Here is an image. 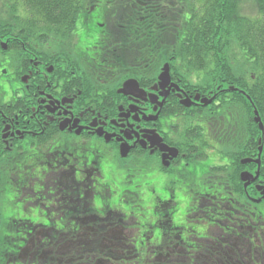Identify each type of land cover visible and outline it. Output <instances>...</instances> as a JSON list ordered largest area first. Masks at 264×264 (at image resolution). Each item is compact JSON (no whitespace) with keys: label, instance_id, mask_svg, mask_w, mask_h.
<instances>
[{"label":"flooded vegetation","instance_id":"1","mask_svg":"<svg viewBox=\"0 0 264 264\" xmlns=\"http://www.w3.org/2000/svg\"><path fill=\"white\" fill-rule=\"evenodd\" d=\"M95 8L89 6L86 11L89 14ZM113 36L112 41L108 42L103 38L102 50L98 54L110 66L122 65L124 61L119 56L124 51L119 42L124 36ZM77 42L73 38L72 46L62 48L65 53L59 56L57 63L48 62L47 59L55 58L59 52L36 54L30 50L26 72L18 68L19 64L15 66L13 79L22 81L16 89L18 93L15 100L13 103L0 104V150L6 151V157L12 156L5 158L0 154V165L2 162L14 165L24 147L36 148L40 162L45 165L40 170L42 179L38 185L33 184L31 190L43 196L39 197L37 204L56 209L58 218L56 224H51L46 217L38 214V209L37 219L28 217L25 216L28 207L17 203V198L6 201L2 175L7 176V182H10L11 177L16 179V171H1L0 208L5 210L6 206L14 204L16 210L9 223L4 224V228L10 230L3 246L0 244V261H4V264H42L39 260L42 257L48 260V264H70L72 257L79 262L84 250L93 255L100 251L108 254L124 251L126 245L134 247L137 252L134 264H140L146 258L141 253L143 246L148 247L152 238L155 246L168 250L175 240L188 238L187 220L198 208L197 203L193 207L190 205L189 214L185 212L183 217L178 215L180 202L171 177L183 171L182 166L188 165L190 150H183L182 145L176 143L177 130L174 127L177 122L180 124L181 112H166L172 103L189 101L196 93L187 91L188 86L182 83L168 61L164 66L169 63V79H160L164 66L154 64L159 61V56L147 49L140 50V58L131 59L132 66L126 73L132 76L126 75L121 87L119 85L124 78H117L107 84L96 74L91 76L86 73V78H83L79 70L81 60L87 62L90 58L85 55L87 49L76 48ZM52 43L55 42L45 43L43 47ZM145 56L152 58L145 59ZM96 59L97 56H94L93 60ZM159 68H162L160 72ZM24 76L26 82H23ZM135 78L141 90L137 88L135 93L128 91L113 96L116 86L121 91L127 81ZM88 86L91 88L87 91ZM116 99V110L108 106L103 108L105 102L111 106L109 100L116 103ZM195 100L200 103V96L197 95ZM13 105L18 110L13 111L12 115L5 109ZM56 126L60 131L46 138L47 132L52 133L51 129ZM70 134L77 135L80 142H70ZM95 137L106 142V149L113 158L119 151L120 155L126 154L124 158L138 160L146 155L150 156L152 162L159 164L156 179L163 180L166 185L165 195L156 193L154 188V192L150 191L154 206L151 211H145V219L140 220L133 210L125 209L120 203L123 197L120 194L123 192L120 191L121 183L115 174L117 168L122 166L118 163L106 166L104 148L102 152L98 148L89 150L87 142ZM150 174L151 170L148 174H142L136 185V191L143 199V188L150 182ZM46 179L52 181L46 183ZM19 186L20 193L28 190L24 184L20 183ZM45 190L48 192L46 195ZM209 195L204 193L197 199L204 201ZM173 229L181 233L177 235L171 232ZM209 232L206 230V234L209 235ZM40 253L42 257H39ZM226 254L227 251L224 252L223 262L229 264ZM196 256L187 255L189 258ZM247 256L251 258V252ZM176 258L170 260L177 263L183 257L179 255Z\"/></svg>","mask_w":264,"mask_h":264},{"label":"trees","instance_id":"2","mask_svg":"<svg viewBox=\"0 0 264 264\" xmlns=\"http://www.w3.org/2000/svg\"><path fill=\"white\" fill-rule=\"evenodd\" d=\"M106 1L104 6H110L111 2ZM251 1L256 7L253 15L242 12L243 0H116V11L112 7L109 10L114 11L111 22L115 32L122 35L120 38L124 36L119 42L124 53L119 58L125 61V66H132L131 59L140 58V50L147 49L159 56V61L154 63L159 67L166 61L171 63L174 73L188 86V92L208 98L212 96L211 90L220 93L217 96L220 105L213 103L211 108L187 109L184 102L178 101L172 103L166 112L180 111L184 117L197 116L195 122L198 124H209L210 114H213L212 118H217L218 153L228 157L223 165L213 166L210 172L221 177L223 192L218 195L226 198L229 204L217 208L219 204L204 200L196 209L203 213L196 214L195 220L200 217L199 223L208 222L211 235L200 238V231L205 234L204 229L194 231L192 227L194 233L182 241L175 240L169 250L159 249L152 238L148 247L142 245L141 253L146 258L140 264H225V251L229 264H264V215L260 214L257 219L254 216V211L256 214L264 203V129H261V124L264 128V0ZM101 3L102 0H0V49L4 55H13L24 73L30 50L36 54L51 51L39 44L48 39H54L55 43L69 39L80 14L89 15L86 11L89 6L101 10ZM20 8L24 16L17 14ZM138 27L151 39L143 41L144 37H140L130 42L127 36H132ZM61 49L55 51L59 52L55 58L46 56L47 61L57 63L59 56L65 53V49ZM148 58L152 57L145 56ZM90 88L88 86L86 90ZM118 94L114 88L113 96ZM117 99L116 103L109 100L114 108L106 102L103 108L108 106L116 110ZM192 99L185 103L192 102ZM5 110L13 115L18 107L8 106ZM85 115L90 117L88 112ZM187 127L189 141L185 146L191 151L187 157L191 161L206 158L203 150L196 149V143L204 139L203 128L195 127L192 122L187 123ZM33 129L35 131V126ZM51 131L47 132L46 138L60 129L56 126ZM0 154L6 155V151L0 150ZM246 158H260L261 166L257 160L245 163ZM245 171L255 176L259 173V177L253 178L247 187L241 176ZM1 227L2 208L0 235ZM16 228H19L18 224ZM5 229L8 231L7 227ZM171 232L181 233L177 229ZM4 241L5 236L0 241L2 246ZM230 249H235L238 254L233 256ZM88 252L83 251L79 262L72 257L70 264H109L110 260L111 264H134L137 256L132 245H126L121 252L104 254L100 251L94 255ZM248 252H251V258L247 256ZM189 254L197 256L189 258ZM179 255L183 257L180 262L170 260ZM42 256L40 253L39 257ZM39 260L48 264L43 257Z\"/></svg>","mask_w":264,"mask_h":264},{"label":"rangeland","instance_id":"3","mask_svg":"<svg viewBox=\"0 0 264 264\" xmlns=\"http://www.w3.org/2000/svg\"><path fill=\"white\" fill-rule=\"evenodd\" d=\"M111 2L110 6L105 7L106 0H102V9L94 10L89 15H85L84 12H82L79 16V19L77 21V26L75 30L72 32V36L69 37V39L59 42V43H52L46 49L48 50H54L57 51L60 48L72 46L73 38H76L78 42L76 43V48H80L83 50H86L85 55L90 58V60L85 62L84 60H81V64L79 67V70L82 74L83 78H86V73H90L92 76L93 74H96L99 78L102 80L104 79L107 82H104V84L114 82L117 78H125L124 76L132 74H127L126 72L130 68V66H126L123 62L122 65H114L110 66L106 63L105 60L100 59V54H98L102 50V40L103 38L108 41H112L114 38V34L118 35V33L114 30V23L111 22V18L113 17L112 12H110V8L112 7V10L115 9L114 6V0H109ZM99 6V7H100ZM243 6V13H246L247 15H253L256 11V7L252 4L251 0H243L242 3ZM1 12V11H0ZM2 13V12H1ZM108 13V14H107ZM18 15L24 16L23 10L20 8L17 12ZM13 17H15L14 14H11ZM109 16V17H108ZM141 28H136L134 30V33L132 36H127V39L130 42H133L135 40H138L140 37H144V39H151V37L148 36V34H142ZM119 32V31H118ZM131 34V33H129ZM152 34V33H151ZM120 35L119 37H121ZM97 56L96 61L93 60V57ZM13 55H4L2 52H0V104H6L8 102H11L15 100L16 92L18 86L21 82L19 80L13 79V74L16 66V60L14 61ZM7 70V72L5 71ZM124 80V79H123ZM211 94L215 93L214 90L210 91ZM216 93L213 96H216ZM223 120V119H222ZM226 124V123H225ZM213 128H216V124H213ZM212 133H210V139L211 141L216 140L215 132L212 130ZM70 142L73 144L78 141L77 135L70 134ZM89 150L98 148L99 151L102 152L101 149L106 148L105 142L97 137L95 139H89L87 142ZM206 149V147H205ZM208 150V155L206 158H195L194 161L191 162V164L187 166H182V168H186L188 172L194 171L196 174L192 176L191 178H187L185 176V171L183 168V171L176 172L173 174L171 179L173 180V184L175 185L176 190V196L177 199L180 202L179 208L177 209L179 211L178 215L179 217H183V214L187 212L188 214L191 212V209L188 207H193L194 204L199 203V200L197 197L199 195H202L204 193L210 194L209 200L213 203L219 204L218 207H221L220 205L223 204H229V201L226 198L219 197L218 194H221L223 191H221V183H220V177L219 175L212 174L211 168L213 166H217L220 164H224V162L228 159L226 155L219 154L218 148H212V150ZM38 151L36 148H25L21 151L19 158L17 159L16 163L14 165H10L8 163L2 164L4 166V169L6 172L10 173L11 169L16 171V179H13L11 177V181L7 182V176H3L2 180V187H4L5 190V200L11 201L13 197L18 199L17 203H20L21 205H26L28 207L27 212L25 213V216L28 217H35V219L38 218V214L42 215V217H46L48 222L51 224H56L58 222V218L56 216V209L51 208L50 206H41L39 203V196H37L34 191H32L33 184L38 185L39 181L42 179V174L40 170L43 168L45 164L40 162ZM106 166L110 165L111 162H117L112 158V156H106ZM15 168V169H14ZM148 180L150 181L145 185L143 188V191L145 193V199H143L139 194L138 191H136V185L139 182V178L142 177V174H148L150 173ZM158 169L157 164L155 162L147 163L144 159L138 158V160H133L132 163L128 164V166L125 167H119L116 170L115 176L121 183L120 191L123 192L120 195H123L121 198L120 203L123 204L125 209L127 210H133L134 213H136L140 220H143L146 218V207H149L148 211H151L153 208V201H152V194L149 193L148 188L152 186L156 193L165 195V187L166 185L163 183V180L156 179L158 175ZM17 180H20L19 182ZM52 179L45 180L46 183H50ZM24 184V186L28 187V190H24L22 193L18 191L19 185ZM167 191V190H166ZM48 194V192L45 190V195ZM43 197V196H42ZM224 199V201H222ZM18 204V205H20ZM243 206V205H242ZM241 206V207H242ZM39 210L40 213H36V210ZM213 211L216 210V206L212 207ZM243 209V208H242ZM15 207L14 204H11L10 206H6L5 210H2V231L0 235V241L1 239L8 235L6 229L4 228V224L7 222L9 223L10 219L13 218V214L15 213ZM206 211V210H205ZM200 213H203V211L197 212V216H199ZM208 214V212H207ZM263 214L264 215V203L261 204L258 208V212L254 211V216L257 219V217ZM40 215V216H41ZM264 217V216H263ZM179 220V218H178ZM191 223L188 225L189 227L192 226L193 228H198V231L200 229L207 228V225H203L201 223H198L197 221L190 220ZM258 228H263L262 225H258ZM208 229L210 231V235L212 233V228L210 229V225L208 226ZM258 231V230H256ZM259 232V231H258ZM11 234V233H9ZM199 237L200 238H206L207 236H210L208 234H205L200 231ZM101 235V233H100ZM102 236V235H101ZM239 242V241H238ZM245 244V243H242ZM258 244V243H257ZM224 245V244H223ZM226 248V246L224 245ZM250 248V247H249ZM246 249V248H244ZM233 256H236L238 254V251L235 249H230ZM0 264H4V261H0ZM180 264H183V262H180Z\"/></svg>","mask_w":264,"mask_h":264},{"label":"water","instance_id":"4","mask_svg":"<svg viewBox=\"0 0 264 264\" xmlns=\"http://www.w3.org/2000/svg\"><path fill=\"white\" fill-rule=\"evenodd\" d=\"M168 64L166 65V67H165V70L163 71V74L161 75V79H163V80H167V79H169V73H168ZM137 88H138V85H137V81H129V82H127L126 84H125V89L123 90V92L125 93V92H128V91H132L131 93H134L135 92V90H137ZM258 119H260L259 117H258ZM262 126H263V124H262ZM249 161H251V160H249ZM258 164H260V159H258ZM246 174V175H245ZM249 173H247V172H245L242 176H243V178H244V180L246 181L247 180V183H246V185L247 184H249V183H251V180H252V178L250 177V176H252V175H250ZM256 177H259V173L257 172V174H256ZM255 178V177H254ZM255 180V179H254ZM264 196V195H263Z\"/></svg>","mask_w":264,"mask_h":264}]
</instances>
